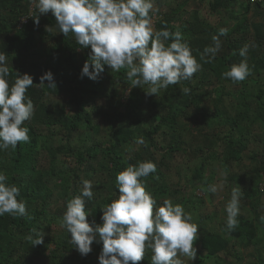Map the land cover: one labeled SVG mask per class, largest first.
Here are the masks:
<instances>
[{
    "label": "rangeland",
    "instance_id": "374dc122",
    "mask_svg": "<svg viewBox=\"0 0 264 264\" xmlns=\"http://www.w3.org/2000/svg\"><path fill=\"white\" fill-rule=\"evenodd\" d=\"M180 4L181 0H154L155 8L159 10L155 17L168 13L172 7ZM35 10V6L31 4L30 16ZM50 15L52 13L43 14ZM28 20L29 16H26L24 24ZM189 21L210 24L214 28V36L219 35L220 29H228L226 36H220L218 58L212 61L216 71L208 69L210 63L208 65L204 60L198 61L202 67L195 73L198 77L193 80V84L200 86L199 95L206 96L198 107H186L188 94H183L181 89L188 88L185 81L169 86L166 90L162 89L158 96H148L147 85L144 88H131V83L119 82L115 78L118 72H113L107 65H104V71L99 77L101 92L97 95L92 93L91 83H82L77 92L74 86L64 87L58 84L63 93L54 96L53 89L47 86L48 81H44L45 85H40L41 77L49 71L55 74L57 67H65L71 78L74 75L69 67L65 48L57 43L62 36L57 23L40 25V30L48 34L45 36L37 32L31 51L25 53L34 67L28 74L33 77L32 86L49 94L45 103L52 111L65 108L68 116L77 113L76 105L83 98L87 102L84 109L90 115L91 127L85 122L80 123L71 141L66 139L68 131L63 128L54 130V134L47 127L40 128L42 153L37 164L38 173L31 179L26 178L24 183L31 184L42 174L43 181L52 188L54 196L48 198L47 203L42 200L27 203V212H45L44 216L39 214V219L32 222L45 235L44 243L39 245L43 247L40 250L43 253L39 256L35 251H20L18 257L22 259L21 264H54L47 257L69 237L61 223L66 212L65 198L69 190L73 191L72 183L77 179L76 173L82 174L84 180L92 183L96 207L106 206L108 199L116 194L108 175L110 168L113 169L109 151L114 144V133L118 130L132 131L137 135L136 140L141 137L145 140L146 146L138 145L134 140L119 150L127 166H138L142 157L146 158L149 148V141L144 133H153L156 126L160 127L154 135L158 150L154 151L151 147V161L145 162L154 163L159 174L151 176L156 184L147 185L146 191L157 202L155 210L158 211L165 199H171L174 205H182L185 213L191 215V222L198 225L199 238L194 243L197 258L189 261L180 257L184 264H264V240L256 239V243L249 244L244 238L234 237L226 230V205L231 200L234 188H240L241 191L239 215L252 217L259 210L264 218V193L258 210L253 208L252 202L247 201L245 193L257 184L259 190L264 191V172L259 176L260 169H264V96L262 99L258 98L261 92L264 93V0H192L183 16L175 19L174 25L181 27ZM153 26L156 30L154 22ZM49 27L51 31H47ZM14 35L21 37L20 32ZM245 45L248 46L247 62L252 75L243 82L234 83L231 79L224 78L223 73L244 59L239 52ZM233 49L238 54L232 58L227 69V66H222L220 59L230 55ZM78 51L80 62L92 55L90 46ZM16 57L17 55L14 58ZM12 61L15 60L7 59V66L10 71L17 70ZM174 94L181 96L175 99ZM220 94H224V103L219 107L223 112L221 117L215 119L212 115L205 116L208 111L215 113ZM130 96L133 98L131 107L135 110L136 117L121 115V103H126V98ZM171 120H175L173 124L170 123ZM235 122L237 128L233 129L232 123ZM231 139L234 141L231 142ZM241 142L247 145V149L242 152V163L229 166L227 162L233 148L237 149ZM177 146L178 150L169 151L171 147ZM257 154L259 158L254 161L251 156ZM54 157L58 158L57 167L53 163ZM80 157L83 158L82 165H79ZM79 167L81 171L77 172ZM199 169L201 175L195 178L194 174ZM52 172L57 175L52 176ZM213 186L217 191H210ZM184 199H189V202L183 205ZM206 232H216L230 238L229 249L232 253H223L215 260L201 261L203 256L199 254L198 241ZM258 234L263 237L264 230L260 229ZM27 236L21 237L24 245L30 243ZM98 237L97 233L96 240ZM39 246H33L32 250ZM146 252L153 255L151 249ZM68 256L74 260L73 264H81L84 259L77 250ZM200 261L203 263H199ZM92 264H100L99 255L95 256Z\"/></svg>",
    "mask_w": 264,
    "mask_h": 264
},
{
    "label": "clouds",
    "instance_id": "9594fccd",
    "mask_svg": "<svg viewBox=\"0 0 264 264\" xmlns=\"http://www.w3.org/2000/svg\"><path fill=\"white\" fill-rule=\"evenodd\" d=\"M31 3L39 14L52 13L66 37L72 33L81 48L91 47L92 55L83 67L82 78L97 80L107 65L113 72L126 70L131 88L147 85L146 95L158 96L162 89L190 81L201 70L188 44L182 42L180 32L155 30L150 13L159 10L154 0H31ZM34 22L39 26V16L34 17ZM227 33L228 29L222 28L219 35L212 37L215 46L207 47L201 55L205 63L215 59L221 48L220 36ZM166 40L173 42L165 46ZM247 54L245 45L239 52L244 59L224 72L223 77L240 83L252 75ZM10 75L7 55L0 53V149L5 150H15L19 144L30 142L29 129L23 125L35 111L33 101L26 95L34 83L33 77L17 75L10 85L6 78ZM44 81H48L49 88H57L50 71L41 77V86L45 85ZM181 89L183 94L190 93L189 88ZM136 143L146 146L142 137ZM156 171L154 163L141 162L120 172L117 176L119 198L103 207V224L95 227L88 222L86 212V199L90 201L94 196L93 185L83 180L81 194L67 203L61 223L81 256L91 253L98 233L103 242L100 264H140L148 249L153 253L152 264H184L180 257L196 260L194 243L199 238V227L191 222V215L171 199H165L158 211L155 210L157 202L142 183V178L146 180ZM7 180L0 173V216L8 214L31 220L26 205L17 199L20 189L8 185ZM210 191L215 192L217 188L213 186ZM240 198V188H234L226 205L229 233L239 226ZM31 233L26 237L31 245L44 243L43 230L33 228Z\"/></svg>",
    "mask_w": 264,
    "mask_h": 264
},
{
    "label": "trees",
    "instance_id": "16d2710c",
    "mask_svg": "<svg viewBox=\"0 0 264 264\" xmlns=\"http://www.w3.org/2000/svg\"><path fill=\"white\" fill-rule=\"evenodd\" d=\"M167 1L176 2L178 0ZM191 1L192 0H181L180 5L172 7L171 11L168 13H161L158 18L155 17V14L150 13V15L153 17V22H156L155 26L157 31L168 30L172 33L180 32L183 37L182 42L188 44L192 55L197 59V61H199L202 60L201 55L204 53V50L207 47L215 46L212 39L214 36V28L210 24L200 21H189L181 27H176L174 25L175 19L181 18L183 16V14L187 11ZM31 4V0H0V53H5L7 55V59L15 60L12 61V63H15V67L17 68V70L10 71L11 75L7 77L10 85L14 84L17 75L22 77L24 74H29L30 70L34 68L32 66L33 64L30 62L29 56H25V53L31 51V47L37 38V32H41L45 36L48 34L40 30V25H53L54 22H56L53 14L50 16H43V14H39L38 9H36L30 16ZM213 7L216 8V5ZM26 16H29V20L26 24H24L25 22L23 21ZM38 16L40 20L39 26H37L34 22V17ZM21 25H23V28H21ZM17 32H20V38L15 37L14 34ZM74 39V34L69 33V35L66 37L62 33V36H60L59 40L57 41V43L63 46L67 52L69 67L73 72L74 77L71 78L67 75V69L65 67H57L55 74H53L57 88L53 89L52 94L54 96H59L63 93V91L58 88L60 87L58 84L64 87L74 86V90L77 92L79 86L82 85V83H91L93 85L92 93L97 95L101 92L100 83L98 82L100 76L95 81L89 79L87 76L81 78L83 67L86 62L90 61V58L80 62L78 58V50H84L85 48H81L76 40L74 41ZM172 42V40L164 41L165 46H170ZM233 53H235V55ZM237 54L238 51L233 49L230 55L224 56L222 59H220L222 66H227L228 69L230 67V61ZM16 55L17 57L14 58ZM207 58L208 57H205V59ZM216 58H218L217 54L215 59ZM208 69L214 72L216 71L213 62L210 63ZM197 77L198 76L194 74L192 80L185 81V83H187V87L190 89V93H188L186 96L188 99L186 107H198L199 104L204 102V98L206 97L205 95H199L198 93H200L201 90L200 86L196 87L193 84V80ZM115 78L123 84L131 83L127 80L126 70H121L120 72L116 73ZM26 95L33 101L35 108L32 118L29 121H26L23 125L29 129L30 142L19 144L15 150L11 148L7 150L0 149V173L5 174L8 177V185H15L20 189V195L17 197V199L27 206L28 202L30 203L31 201L36 200H42L47 203V199L54 196L52 188L43 181L44 177L42 174H39L36 177V180L31 184L26 182V184L24 183L26 178L31 179L35 174L38 173L37 164L42 153L40 144V128L47 127V129L52 131L53 134L54 130L63 128L64 130L68 131L65 136L66 139L71 141L73 139V134L78 131V125L82 122H85L89 127H91V119L90 115L84 109L87 105V102H85L83 98L76 105L77 113L73 116H68L65 108H59V110L52 111L51 108L46 105L45 102L49 98V94L43 89L37 90V88L31 86V88L27 90ZM180 96V94H174L173 98L178 99ZM263 96L264 93L261 92L258 98L262 99ZM126 100V103H121V115L127 117L131 115L136 117V113L134 112L135 110L131 107L133 98L130 96L127 97ZM222 103H224V94H220L217 97L215 113L212 114L210 111H208L205 116L210 117L212 115V117L215 119L220 118L223 112L219 107ZM174 121L175 120H171L170 123L173 124ZM159 128V126H156L154 128V132L148 135L147 133H144L147 140L149 141V148L146 151V158L142 157L141 162H145L146 160L151 161L152 154L149 152L151 147L154 148V151L158 150L154 142V135L158 133ZM232 128H237L236 122L232 123ZM136 138L137 135L132 133V131L118 130L116 133H114V144L109 151L110 155H112L110 160L113 169L110 168L111 172H109L108 175L111 178L113 190L116 194L108 199L106 205L111 204L113 201L119 198V186L118 183H116L117 176L120 172L126 170L128 167L126 162L124 163L119 150L122 149L126 143H131L136 140ZM232 141L234 140L231 139V142ZM178 149V146L171 147L169 151L173 152ZM246 149L247 145L245 143H238V148H233V152L231 153L227 164L232 167H234V164H241L242 152H244ZM258 156L259 154L252 155L251 158L255 161L259 158ZM82 161L83 158L80 157L79 165H82ZM53 163L55 164V167H57V157L53 158ZM80 171L81 170L79 167L77 172ZM262 172H264V169H260L259 176ZM153 174H159V172L156 171ZM153 174H151L146 180L142 178V183H144L145 186H153L156 184V181L151 177ZM53 175L56 176V172H52V176ZM76 175L77 179H75L72 183L73 191L69 190L65 198L67 203L75 196L81 194V182H83L84 178L82 177V174L76 173ZM200 175L201 172L199 169L195 172L194 177L197 178ZM64 176L67 178V175ZM59 177L63 178L62 176ZM66 178H64V180ZM66 181H69V179H66ZM245 193L248 198L247 201L252 202L253 208L258 210V208H260L264 191L259 190V186L257 184L256 186L251 187L249 190H246ZM188 202L189 199H184L183 205ZM86 212L88 213V222L92 224L93 227H95V225L103 224V207H96L95 201L93 199L90 201L86 199ZM27 213L28 216L32 217L31 220H29L27 217L12 216L8 214L0 216V264H21L22 259L18 257L20 251L21 253L26 252L27 250L31 252L35 251L39 256L43 253L40 251L43 250L42 246H39V248L36 250H32L33 245H31V243L24 245L22 242L23 239L21 237L32 234L31 230L35 228L32 222L36 219H39V214L44 216L45 212ZM262 218L263 216L259 210L257 211L256 215L252 217L238 215L237 220L239 222V226L230 232V234L237 238H244V240H246L249 244H253L254 242L256 243V239H258V241L264 240V235L263 237H260L258 234L260 229L264 230V222ZM68 236L69 237H67L58 248L52 250L51 254L47 257L51 259L54 264L74 263V260H71V256H68V254L75 252L77 249L71 242L70 233ZM198 244H200L199 254L203 256L201 261H204V259L215 260L220 258V255L223 253H232V251L229 249L231 239L216 232H206L200 237ZM102 249L103 242H101L100 238L98 237V239L94 241L92 245L91 253L84 257L81 264H92L95 261V256H100ZM78 258L79 256L77 259ZM201 261L199 263H203ZM140 264H152V256L149 254V252H146L145 257L140 262Z\"/></svg>",
    "mask_w": 264,
    "mask_h": 264
},
{
    "label": "bare ground",
    "instance_id": "6f19581e",
    "mask_svg": "<svg viewBox=\"0 0 264 264\" xmlns=\"http://www.w3.org/2000/svg\"><path fill=\"white\" fill-rule=\"evenodd\" d=\"M156 23V22H155Z\"/></svg>",
    "mask_w": 264,
    "mask_h": 264
},
{
    "label": "built area",
    "instance_id": "2783aa9c",
    "mask_svg": "<svg viewBox=\"0 0 264 264\" xmlns=\"http://www.w3.org/2000/svg\"><path fill=\"white\" fill-rule=\"evenodd\" d=\"M255 1V0H254Z\"/></svg>",
    "mask_w": 264,
    "mask_h": 264
}]
</instances>
